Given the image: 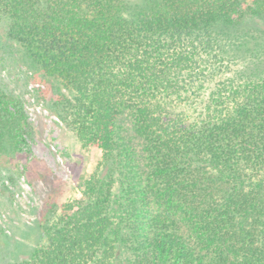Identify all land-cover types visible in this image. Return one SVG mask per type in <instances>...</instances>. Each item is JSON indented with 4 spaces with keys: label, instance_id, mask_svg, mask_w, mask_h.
<instances>
[{
    "label": "trees",
    "instance_id": "16d2710c",
    "mask_svg": "<svg viewBox=\"0 0 264 264\" xmlns=\"http://www.w3.org/2000/svg\"><path fill=\"white\" fill-rule=\"evenodd\" d=\"M0 23L99 154L27 256L0 229V264H264V0H0ZM28 118L0 82L11 183Z\"/></svg>",
    "mask_w": 264,
    "mask_h": 264
},
{
    "label": "rangeland",
    "instance_id": "374dc122",
    "mask_svg": "<svg viewBox=\"0 0 264 264\" xmlns=\"http://www.w3.org/2000/svg\"><path fill=\"white\" fill-rule=\"evenodd\" d=\"M7 50L5 53L0 47V82L23 104L32 130L22 150L3 158L14 172L15 182L0 178V229L19 241L13 257L20 259L39 241L37 219L42 200L53 190L61 203L75 196L99 154L85 151L75 133L37 99L36 77L30 78L33 64L24 52L16 44Z\"/></svg>",
    "mask_w": 264,
    "mask_h": 264
}]
</instances>
